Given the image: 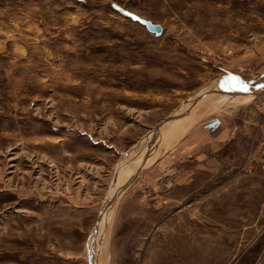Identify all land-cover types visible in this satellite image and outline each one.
<instances>
[{
	"label": "rangeland",
	"instance_id": "obj_1",
	"mask_svg": "<svg viewBox=\"0 0 264 264\" xmlns=\"http://www.w3.org/2000/svg\"><path fill=\"white\" fill-rule=\"evenodd\" d=\"M253 80L264 0H0V264H264V89L197 106Z\"/></svg>",
	"mask_w": 264,
	"mask_h": 264
},
{
	"label": "bare ground",
	"instance_id": "obj_2",
	"mask_svg": "<svg viewBox=\"0 0 264 264\" xmlns=\"http://www.w3.org/2000/svg\"><path fill=\"white\" fill-rule=\"evenodd\" d=\"M257 79V78H256ZM258 79H260V78H258ZM261 81L260 80H257V81H254L253 80V82L251 83L252 85H251V92H249V93H245V92H233V93H230V92H225V91H221V89L219 90L217 87V85L216 86H214L213 87V90L211 91V92H209L208 93V91H207V93L208 94H206L204 97H205V99H204V101L202 102V103H200V104H197V106L198 105H204L203 103H206V105L208 106V104H210V106L209 107H207L206 106V108H208V112L209 111H211V110H214L216 107H218V103L220 102H218V94H221L222 96H220L221 98H224V99H227V100H232L233 98L234 99H236V98H238V97H240V96H245V97H248V96H250V95H253V93L254 92H256L257 90H262V89H264V85L263 86H260V87H254V85H256V84H258V83H260ZM218 84L220 83V82H217ZM213 85V84H212ZM208 87V86H207ZM209 89V88H208ZM212 88H210V90H211ZM206 91V90H205ZM258 93V92H257ZM201 95H203V93L201 94ZM256 95V94H255ZM200 96V95H199ZM239 99V98H238ZM241 99V98H240ZM244 99V98H243ZM245 100V99H244ZM252 100V99H251ZM192 101V100H191ZM195 101V100H194ZM196 101H199V100H196ZM233 101V100H232ZM239 102H241V101H239ZM189 103V102H188ZM195 104L197 103V102H194ZM211 103H212V105H211ZM229 103H230V101H229ZM228 103V104H229ZM190 105H192V104H190ZM223 105H225V103L223 104ZM234 105H235V103H234ZM245 105V104H244ZM196 105L193 107V108H190L189 109V111L184 115V116H178V115H176V116H178L179 117V119H178V122H177V119H174V120H176V122L177 123H174V121H172V123H167V124H165V125H163L162 124V126L159 128V131L157 132L158 134H157V140L159 139V144H158V147H157V149H156V151H155V153L153 154V155H151L152 157H151V159L150 158H148V162H146V165L148 166L152 161H154L155 160V158L159 155V154H161L162 152H164V150L166 149V148H168V147H170V146H172L173 144H175L176 142L175 141H177L181 136H183V134H185V130H187V128L188 127H191L193 124V122H195V120L196 121H200V117L201 116H199L198 114L200 113H204V112H201V109H205V107L204 108H202L201 106V108L199 107V110L196 108L197 107ZM230 106V105H229ZM238 106V105H237ZM222 107H225V106H222ZM228 107V106H227ZM227 107H225V108H227ZM233 107H235V106H233ZM186 108H187V105H186ZM186 108H184V109H186ZM220 108H221V106H220ZM184 109H183V111H184ZM192 109V110H191ZM194 109H196V110H194ZM222 109H224V108H222ZM191 110V111H190ZM207 110V109H206ZM215 110H217V109H215ZM214 110V111H215ZM221 110V109H220ZM225 110V109H224ZM223 111V110H222ZM185 112V111H184ZM212 112V111H211ZM206 113V112H205ZM216 113V112H215ZM218 113V112H217ZM208 114V113H207ZM213 114V113H212ZM205 116V115H204ZM203 116V117H204ZM208 117V116H207ZM171 118V117H170ZM202 118V117H201ZM173 119V118H172ZM199 119V120H198ZM169 121V120H168ZM196 123V122H195ZM211 127H209V129H210ZM211 129H213V128H211ZM156 131V130H155ZM154 131V132H155ZM155 138V137H154ZM168 138V139H167ZM154 141V140H153ZM154 143V142H153ZM156 143H158V142H156ZM152 146V145H151ZM150 146V147H151ZM152 148V147H151ZM169 149H171V148H169ZM153 151V150H152ZM153 153V152H152ZM150 154V153H149ZM148 154V155H149ZM147 155V154H146ZM160 156V155H159ZM149 157V156H148ZM150 159V160H149ZM145 165V166H146ZM139 169H137V171H138ZM136 171V170H135ZM134 171V172H135ZM129 182V181H128ZM116 193V192H115ZM116 196L118 195V194H115ZM112 210V209H111ZM107 218V217H106ZM108 221V220H107ZM106 221V222H107ZM101 222V221H100ZM100 222H99V225L98 226H100ZM108 223H109V221H108ZM103 224V223H102ZM101 224V225H102ZM103 227V226H102ZM96 229V228H95ZM103 229V228H102ZM104 234V233H103ZM102 235V234H101ZM105 235V234H104ZM107 236V235H106ZM100 237V236H99ZM104 237V236H103ZM103 237H100L101 239L103 238ZM100 241H102V240H100ZM99 242V241H98ZM104 244L106 243V237L104 238ZM98 247H99V245H97ZM102 247H104V246H102ZM96 249H97V247H96ZM98 251V250H97ZM103 252V251H102ZM102 254V253H101ZM93 264V263H92Z\"/></svg>",
	"mask_w": 264,
	"mask_h": 264
},
{
	"label": "water",
	"instance_id": "obj_3",
	"mask_svg": "<svg viewBox=\"0 0 264 264\" xmlns=\"http://www.w3.org/2000/svg\"><path fill=\"white\" fill-rule=\"evenodd\" d=\"M131 17L135 20H137L139 23H141L142 25L145 26V28L153 33H155L156 35L161 34L162 32V26L158 23H155L153 21H151L150 19H146L143 17H135L134 15ZM252 83V82H251ZM247 84V85H242L240 87H238L237 85L230 83V82H226V83H221L219 84L221 91H225V92H245V93H249L251 92V85L252 84ZM264 83H258L256 85H254V87H260L263 86ZM244 89H247L246 91ZM255 93V92H254ZM220 123L219 119L215 118L212 121H210L209 123L206 124L207 128L211 127L214 128L216 127L218 124Z\"/></svg>",
	"mask_w": 264,
	"mask_h": 264
},
{
	"label": "built area",
	"instance_id": "obj_4",
	"mask_svg": "<svg viewBox=\"0 0 264 264\" xmlns=\"http://www.w3.org/2000/svg\"><path fill=\"white\" fill-rule=\"evenodd\" d=\"M262 207H263V210H264V199H263Z\"/></svg>",
	"mask_w": 264,
	"mask_h": 264
},
{
	"label": "snow or ice",
	"instance_id": "obj_5",
	"mask_svg": "<svg viewBox=\"0 0 264 264\" xmlns=\"http://www.w3.org/2000/svg\"><path fill=\"white\" fill-rule=\"evenodd\" d=\"M245 91L247 90V89H244Z\"/></svg>",
	"mask_w": 264,
	"mask_h": 264
},
{
	"label": "trees",
	"instance_id": "obj_6",
	"mask_svg": "<svg viewBox=\"0 0 264 264\" xmlns=\"http://www.w3.org/2000/svg\"><path fill=\"white\" fill-rule=\"evenodd\" d=\"M131 16V15H130Z\"/></svg>",
	"mask_w": 264,
	"mask_h": 264
}]
</instances>
